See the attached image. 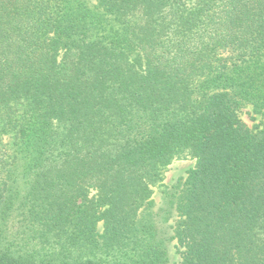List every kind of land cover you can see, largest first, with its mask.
Returning a JSON list of instances; mask_svg holds the SVG:
<instances>
[{"label": "trees", "instance_id": "16d2710c", "mask_svg": "<svg viewBox=\"0 0 264 264\" xmlns=\"http://www.w3.org/2000/svg\"><path fill=\"white\" fill-rule=\"evenodd\" d=\"M246 106L264 0H0V264H264Z\"/></svg>", "mask_w": 264, "mask_h": 264}, {"label": "rangeland", "instance_id": "374dc122", "mask_svg": "<svg viewBox=\"0 0 264 264\" xmlns=\"http://www.w3.org/2000/svg\"><path fill=\"white\" fill-rule=\"evenodd\" d=\"M241 117L244 122L250 126L255 127L264 122V115L255 113L251 106H246L241 111ZM194 160L189 157H180L174 159L163 171V180L153 187V199L156 206L161 204V189L166 185L173 183L178 177L185 175L188 168L193 166ZM181 248L176 245L175 241L169 244V259L170 264H176L181 260Z\"/></svg>", "mask_w": 264, "mask_h": 264}]
</instances>
